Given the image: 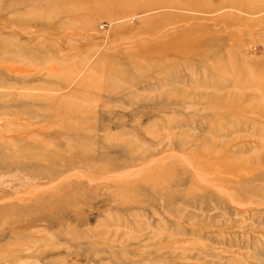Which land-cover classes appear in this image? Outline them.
Instances as JSON below:
<instances>
[{
    "label": "rangeland",
    "instance_id": "rangeland-1",
    "mask_svg": "<svg viewBox=\"0 0 264 264\" xmlns=\"http://www.w3.org/2000/svg\"><path fill=\"white\" fill-rule=\"evenodd\" d=\"M0 264H264V0H0Z\"/></svg>",
    "mask_w": 264,
    "mask_h": 264
},
{
    "label": "bare ground",
    "instance_id": "bare-ground-1",
    "mask_svg": "<svg viewBox=\"0 0 264 264\" xmlns=\"http://www.w3.org/2000/svg\"><path fill=\"white\" fill-rule=\"evenodd\" d=\"M146 8H148V9H150V10L153 9V8H149V6H146Z\"/></svg>",
    "mask_w": 264,
    "mask_h": 264
}]
</instances>
